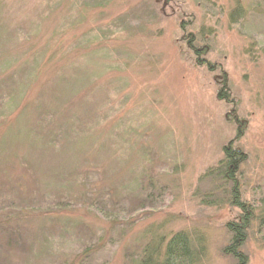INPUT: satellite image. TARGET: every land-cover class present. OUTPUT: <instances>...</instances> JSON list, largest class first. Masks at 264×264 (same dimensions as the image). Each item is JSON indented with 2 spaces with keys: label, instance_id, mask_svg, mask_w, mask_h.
<instances>
[{
  "label": "rangeland",
  "instance_id": "374dc122",
  "mask_svg": "<svg viewBox=\"0 0 264 264\" xmlns=\"http://www.w3.org/2000/svg\"><path fill=\"white\" fill-rule=\"evenodd\" d=\"M0 34V264H142L179 232L198 264H235L223 249L240 210L205 174L234 143L243 201L264 209V0H0ZM44 44L66 59L24 90L22 61L36 67ZM252 228L242 250L264 264Z\"/></svg>",
  "mask_w": 264,
  "mask_h": 264
},
{
  "label": "trees",
  "instance_id": "16d2710c",
  "mask_svg": "<svg viewBox=\"0 0 264 264\" xmlns=\"http://www.w3.org/2000/svg\"><path fill=\"white\" fill-rule=\"evenodd\" d=\"M32 29H34V31L36 33V37L34 39L37 38V40H39L43 36L41 33L43 32V34H44V31H43L44 29L40 28V27L32 28ZM0 38L1 39L3 38V40H7L6 36H3L1 34H0ZM45 41L48 44L53 43L54 34L49 35L48 38L45 39ZM30 42H32V41H30ZM30 42H28L27 45ZM12 48L13 47H12L11 43L9 41L8 42L6 41L5 51H6V54H9V56H8L7 60L5 62H3L4 64H1V65H4V68L7 71L11 65H13L14 63H17L15 60L16 57H13L11 55L13 52ZM44 49L47 50V45H45L44 47L39 49L40 53L38 55H36L37 53H35V55H34V56H39L38 57L39 59L34 58V59H36L35 65L37 68L33 67L32 59H30L31 58L30 56H29V58H27V59L25 58L24 61H22L21 65H22L23 69H25L22 72L27 71V77L26 78L28 80L27 82H23V84H22V88L24 90H25V88H30V85H32V83L34 81V75L35 74L39 73V75H40L42 68L39 66L41 63L44 64V62H45L46 68L50 69L49 71H51L52 67L55 68V66H54L55 65V63H54L55 59L58 60V62L56 64L58 68H59V65L62 63V61L64 59H66L65 52H67V51L64 52L62 50L59 53L61 56L53 58L52 60L47 62L45 60L46 59L45 55L42 54ZM39 51H37V52H39ZM198 55H199V52H198ZM200 64L202 66V65H204V62L200 63ZM10 69H12V68L10 67ZM32 70L35 71V74L33 76H32V74H33ZM36 78L37 77H35V79ZM7 79H8L7 82H8L9 89H11V95H10L11 99H9V100H12L11 105H9V111H12V108H15V107H17V105H19L20 95L17 93V91H15V85L17 84V80L15 78H13L12 76H8ZM59 80H60V82H62L63 87L71 89V88H73L72 87L73 85H76L77 83H79L83 79L77 77V78L73 79V81L71 82L68 77H62ZM70 85H71V87H70ZM218 97H219V101L230 102L227 95H225L223 91L221 93H219ZM52 110H51L52 112H54V113L56 112V109L52 108ZM49 112H50V110H49ZM51 117H52V115H51ZM55 125H56L55 129H57L59 131L65 130V129L63 130V127L65 124L58 122V124H55ZM16 129L17 130L15 131L16 132L15 135H21L22 134L21 137L23 138V140H22L23 142H27L30 139L25 134L46 132V130L43 128V125H40V123H39V126H34V125H32L30 127L29 126L28 127L23 126V127H21V130L18 128H16ZM48 132H50V131H48ZM38 139L40 140L41 137L39 136ZM33 145H35V143ZM223 155H224V158L218 163L217 167L210 169L205 174V176L207 178L211 179L212 181L220 180L223 182V185H226L228 183V186H230V188H231L230 193H229V197L231 198L230 204H231V206L240 210V213L238 214V217H237L238 219L236 221L228 222V224L226 226V229H228L231 236H230L229 245H227L223 249V254L228 258L231 257L233 259V261H235V264H249L248 257L244 253V250H242V249H243L245 243L247 242L248 235L253 230L252 227L254 225L257 226L258 230L264 234V209H262L259 212V214L257 215L256 213H257L259 208L256 209V207L250 206L249 203H246L243 201V196L241 195V186L239 185V181H238V172H239V169H240L242 163H244L246 160V157L244 156V154H242L238 149H236L234 147V143L231 142L229 145L225 146V148L223 149ZM1 166H3V164H1L0 167ZM3 185L0 186V194L2 196H3V192L7 191V189H8V187L6 185H4L6 187H4ZM18 188H20V187H18ZM5 201H4V204L7 205L8 203H6ZM209 204L216 206L219 204V201L218 200L210 201ZM8 207L13 208L11 206H8ZM18 210H26V209H18ZM117 211H118V209L113 210L112 213L117 212ZM15 219H16V217L14 214L13 215V221ZM167 242L168 243L166 245H164L165 242L160 241V244H161L160 247L154 248V250H151L150 247L149 248L147 247L146 249H144V252L142 255L143 259H141L137 262L141 261L142 264H198L199 260L202 257L200 253H204L203 248L199 249V250H198V247L194 248L193 241L191 240L190 236L185 232L176 233L175 236L171 237Z\"/></svg>",
  "mask_w": 264,
  "mask_h": 264
}]
</instances>
